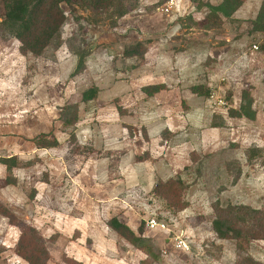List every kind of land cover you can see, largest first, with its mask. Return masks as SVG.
Returning <instances> with one entry per match:
<instances>
[{"label":"rangeland","instance_id":"374dc122","mask_svg":"<svg viewBox=\"0 0 264 264\" xmlns=\"http://www.w3.org/2000/svg\"><path fill=\"white\" fill-rule=\"evenodd\" d=\"M164 1L140 0L115 27L81 10L76 21L63 6L62 44L40 57L0 39V161L15 160L10 174L0 163V264H27L19 223L45 240L46 264H264V240L237 249L212 229L215 207L264 211V34L250 33V19L211 25L199 0L163 15ZM134 46L143 57H124ZM72 51L88 53L73 78ZM147 86L161 89L149 97ZM243 91L254 121L228 114ZM67 105L78 108L74 126L61 122ZM41 135L58 145L39 148ZM177 179L175 197L159 189ZM114 217L134 233L142 224L157 259L109 229ZM152 219L164 228L150 229Z\"/></svg>","mask_w":264,"mask_h":264},{"label":"trees","instance_id":"16d2710c","mask_svg":"<svg viewBox=\"0 0 264 264\" xmlns=\"http://www.w3.org/2000/svg\"><path fill=\"white\" fill-rule=\"evenodd\" d=\"M140 0H0V39L8 40L14 38L19 43V53L22 56L40 57L48 48L54 50L60 48L62 44L61 34L64 25L68 20L63 6L68 9V14L73 16L76 21L79 10L92 16L93 23H97L101 16L106 17L115 27L118 20L127 16L132 10H136ZM166 1V0H165ZM164 1V2H165ZM195 1V0H192ZM163 2V3H164ZM244 0H221L217 6L208 3H198V6L206 8L208 11L205 20L208 23L219 24L224 20H230L233 14L241 7ZM210 28V27H209ZM250 33L264 34V3L261 5L256 18L250 21ZM139 46V44L135 45ZM126 48L123 56L126 58H142L144 51L137 48ZM264 54V45L260 48ZM76 58V65L70 77L73 78L85 70V63L88 53L85 51H72ZM161 89L160 86H147L143 92L147 96H153ZM191 91L198 96H208V91L196 86ZM98 89L93 87L85 90L81 94V102L86 103L97 97ZM253 100L247 91L241 93V103L238 110H229L231 118H244L254 121L256 112L253 107ZM61 122L65 126H74L78 121V108L76 105H67L61 109ZM70 140L75 142L74 133H71ZM46 135L37 138L39 148H54L58 145L55 139L43 140ZM254 153V150L248 153ZM248 159L252 158L250 154ZM14 159H1L0 163L5 166L8 174L14 165ZM177 185V186H176ZM159 189H167L169 196L175 197L182 189L183 184L180 179L177 181L169 180L165 184L158 185ZM176 186V187H175ZM155 190V189H154ZM160 194H165L162 191ZM172 206L180 209L186 204H179L173 201ZM215 218L212 222V229L220 240H233L237 249H242L243 244H248L250 240H264V211L254 210L243 206H227L226 208H214ZM1 213L8 219L11 217ZM20 236L16 245V253L27 264H46L49 260L45 240L41 238L37 230L25 224L19 223L17 226ZM107 227L124 239L135 249L144 250L146 256L154 257V248L147 239L142 237L143 226L138 227L134 233L128 226L121 223L117 218H111L107 222ZM74 264H80L75 260H69ZM142 261L141 264H143Z\"/></svg>","mask_w":264,"mask_h":264},{"label":"crops","instance_id":"0c3cea01","mask_svg":"<svg viewBox=\"0 0 264 264\" xmlns=\"http://www.w3.org/2000/svg\"><path fill=\"white\" fill-rule=\"evenodd\" d=\"M208 3L212 6H217L220 4L221 0H217L216 3H212L211 1H208V0H199L197 2V5L198 3ZM245 0L243 2V4L241 5V7L233 14L232 18L235 19V20H247V19H250L251 21L254 20L260 10V7L261 5L264 3V0ZM253 3H255L253 5ZM256 6V7H255ZM199 10L197 12H205L206 11V8L204 7H199L198 8ZM198 13V14H199ZM251 14H253V16H250ZM196 20V19H195ZM229 47V46H228Z\"/></svg>","mask_w":264,"mask_h":264},{"label":"built area","instance_id":"2783aa9c","mask_svg":"<svg viewBox=\"0 0 264 264\" xmlns=\"http://www.w3.org/2000/svg\"><path fill=\"white\" fill-rule=\"evenodd\" d=\"M179 8V0H166L158 9L163 15H169L170 13H172L173 11L177 10ZM252 50H257V47L254 45L252 46ZM147 226L150 229H156V228H160L163 229L164 225L163 224H159L157 223L155 220H150L147 223ZM176 247L178 249H187V245L184 241L178 240Z\"/></svg>","mask_w":264,"mask_h":264}]
</instances>
